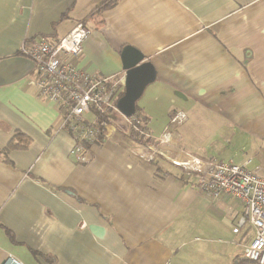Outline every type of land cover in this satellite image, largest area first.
Instances as JSON below:
<instances>
[{
  "label": "crops",
  "instance_id": "crops-1",
  "mask_svg": "<svg viewBox=\"0 0 264 264\" xmlns=\"http://www.w3.org/2000/svg\"><path fill=\"white\" fill-rule=\"evenodd\" d=\"M107 1L0 0V150L18 146L0 160V264H248L254 229L233 233L240 205L205 196L172 161H231L264 177V0L98 9ZM77 22L90 32L78 60L88 74L124 78L125 46L153 66L136 117L160 157H142L122 130L87 162L71 156L72 135L19 49ZM177 112L185 120L171 126Z\"/></svg>",
  "mask_w": 264,
  "mask_h": 264
},
{
  "label": "built area",
  "instance_id": "built-area-1",
  "mask_svg": "<svg viewBox=\"0 0 264 264\" xmlns=\"http://www.w3.org/2000/svg\"><path fill=\"white\" fill-rule=\"evenodd\" d=\"M89 33L82 22H77L60 38L40 35L24 41L19 49L32 64L31 79L37 96L56 106L61 126L70 131L74 140L70 154L79 163L90 159V146L110 140L117 130L127 129L128 135L134 133L142 140L150 137L141 128L138 117L127 118L116 108L124 78L91 75L78 67ZM114 115L121 118L116 128ZM184 120L185 114L174 113L170 125L177 126ZM169 135L167 132L156 141L166 142ZM139 145L142 157L149 160L160 157L158 144ZM172 164L193 177L197 189L205 196L212 200L227 198L240 205L233 233L246 224L254 229V237L245 246L243 258L248 264H264V177L231 161L218 162L190 155L183 161L173 160ZM11 263L16 264L13 259Z\"/></svg>",
  "mask_w": 264,
  "mask_h": 264
},
{
  "label": "water",
  "instance_id": "water-1",
  "mask_svg": "<svg viewBox=\"0 0 264 264\" xmlns=\"http://www.w3.org/2000/svg\"><path fill=\"white\" fill-rule=\"evenodd\" d=\"M122 70L125 72L122 96L116 102L120 114L129 118L136 113V103L145 88L156 78L155 70L150 62L144 61L143 55L130 46L120 52Z\"/></svg>",
  "mask_w": 264,
  "mask_h": 264
},
{
  "label": "trees",
  "instance_id": "trees-1",
  "mask_svg": "<svg viewBox=\"0 0 264 264\" xmlns=\"http://www.w3.org/2000/svg\"><path fill=\"white\" fill-rule=\"evenodd\" d=\"M114 1L115 0H111V1L109 0V1H107L105 3H103L98 9H104V8H107V7H111V6H113L115 4ZM122 94H123V91L120 93L119 97H121ZM135 116H138L137 115V112L135 113ZM128 137L131 138V139H133V140H135V141H137V137H136V135L134 133L129 134ZM27 145H28L27 142L25 143V145H21L22 146V149L26 148ZM17 147L18 146L15 145V143H13V140H11L3 149L0 150V160H2L3 162H8V160H7V154H8V152L10 150H12V149H17ZM5 233L9 236V238L12 241H14L13 240V236L10 234L9 231L5 230Z\"/></svg>",
  "mask_w": 264,
  "mask_h": 264
},
{
  "label": "rangeland",
  "instance_id": "rangeland-1",
  "mask_svg": "<svg viewBox=\"0 0 264 264\" xmlns=\"http://www.w3.org/2000/svg\"><path fill=\"white\" fill-rule=\"evenodd\" d=\"M89 25H90V24H88V26H89ZM112 118H113V120H114V122H115L113 127L116 128L115 125L121 123V121H120L121 118H120V116H118V115H114ZM119 121H120V122H119ZM116 130H117V129H116ZM124 132L127 134V136H129V135H128V130H127V129L124 130ZM116 133H117V131L114 132L113 135L116 134ZM138 140H139V142L142 143V144H146V143L148 142L147 139H146V140H142V139H140V138H137V142H138ZM215 157H217V156H215Z\"/></svg>",
  "mask_w": 264,
  "mask_h": 264
}]
</instances>
